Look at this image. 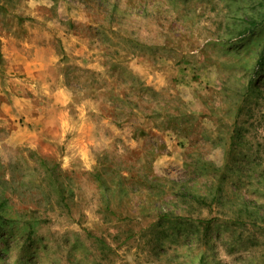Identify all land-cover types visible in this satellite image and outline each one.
<instances>
[{"label": "rangeland", "instance_id": "rangeland-1", "mask_svg": "<svg viewBox=\"0 0 264 264\" xmlns=\"http://www.w3.org/2000/svg\"><path fill=\"white\" fill-rule=\"evenodd\" d=\"M263 47L264 0H0V264H264Z\"/></svg>", "mask_w": 264, "mask_h": 264}, {"label": "trees", "instance_id": "trees-1", "mask_svg": "<svg viewBox=\"0 0 264 264\" xmlns=\"http://www.w3.org/2000/svg\"><path fill=\"white\" fill-rule=\"evenodd\" d=\"M260 22H262V21L258 20V17L257 18H248L246 20L247 27H245L246 28L245 33L253 32L258 27ZM263 72H264V47L260 51V54H259L258 59L256 61L255 68H254V74L259 75ZM42 162L49 166V163H47L45 160H43ZM58 176H61V175H58ZM59 196H60V200L63 203V205L65 206V208L69 209L68 204L65 203V197L63 195V191L59 192ZM200 221L201 222H208L205 219H202Z\"/></svg>", "mask_w": 264, "mask_h": 264}]
</instances>
